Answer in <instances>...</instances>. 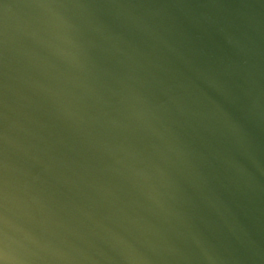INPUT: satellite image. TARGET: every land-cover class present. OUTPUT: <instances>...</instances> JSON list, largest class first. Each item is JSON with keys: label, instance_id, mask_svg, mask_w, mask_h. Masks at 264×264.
Segmentation results:
<instances>
[{"label": "water", "instance_id": "obj_1", "mask_svg": "<svg viewBox=\"0 0 264 264\" xmlns=\"http://www.w3.org/2000/svg\"><path fill=\"white\" fill-rule=\"evenodd\" d=\"M0 264H264V0H0Z\"/></svg>", "mask_w": 264, "mask_h": 264}]
</instances>
